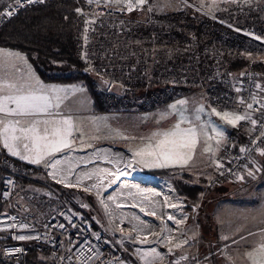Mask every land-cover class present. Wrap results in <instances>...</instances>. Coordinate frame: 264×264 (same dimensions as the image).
<instances>
[{
    "label": "rangeland",
    "instance_id": "1",
    "mask_svg": "<svg viewBox=\"0 0 264 264\" xmlns=\"http://www.w3.org/2000/svg\"><path fill=\"white\" fill-rule=\"evenodd\" d=\"M8 1L10 0H2L0 9ZM208 1L195 0L190 6L198 15L206 16L224 25L226 30L223 31L220 39L209 45V54L215 56L218 63L207 67L208 70H205V73L196 72L190 65L175 70L169 69L166 64L172 59L171 50L175 47H171L169 37L167 38L163 32L153 31L144 43H136L128 39L132 28L153 27V21H157L159 17H171L182 11L183 0H147L148 4L142 7V10H139L141 7H137L125 15L108 19H98L90 14L79 12L80 56L85 62L86 71L96 80L99 90L105 96L114 97L122 104L119 105V111L101 113L93 109L88 93L86 110H82L77 116L69 111L62 114L65 118H75L78 122L81 121V125H73V130L77 129V133H74L72 137L75 143L69 148L46 156L40 164L29 163L22 159L16 160L5 149L11 160L31 166L32 173L34 170L40 171L32 176L39 182V185L29 184L26 187L21 185L16 187L15 204L29 206L28 215L39 223L57 214L66 206L73 207L84 215L90 214L91 220L99 229L119 239L117 247L122 254L121 264H233L236 262L242 251L241 244L232 247L222 246L220 244L224 240L217 238L238 237L248 230L242 228L244 223L241 224L242 229L239 228L240 221L233 223L235 228L233 230H231V224L228 226L224 224L226 210L223 203V190L212 191L207 187L221 165L223 149L228 146L227 141L224 144L222 137L221 140L217 139L212 128L219 124L230 135L234 133L235 128L230 129L224 126L220 117L215 116L214 113L212 121L215 123H209L208 115L212 108L218 107V110L222 111L226 108L212 100L209 85L213 80L226 77L224 64L237 55L251 63L264 65V10L262 12L253 11L256 5L264 9V0ZM215 1L221 5L213 3ZM101 2L121 9L127 0H122L120 4L109 3L108 0H101ZM132 3L135 4L136 0H132ZM218 18L220 20H217ZM85 29H87L86 32ZM170 37L171 41L178 43L177 38L173 35ZM242 72L231 74L230 77L234 78L235 82H239ZM33 77V74L28 75L26 71H23L19 62L8 63L5 60L0 63V81L2 82L9 81V84L30 86L32 89L56 87L50 84L34 83L35 78ZM260 79L264 91V75H260ZM156 82L170 87L182 84L190 88V91L183 95L178 94L172 101L149 110V102L144 100V97ZM76 87L67 89L70 92L66 90L68 95L63 97L66 103L56 99L57 93L50 94L53 97V104H58L53 108L54 112L70 107L68 97L71 95L72 98L80 95L82 103L84 102V88ZM167 93L170 95L171 92ZM180 100L186 103L179 105L177 102ZM159 101L161 102L160 99ZM174 104L176 105L175 110L172 108ZM146 108L149 109L145 110ZM201 108L204 109L203 112L200 111ZM229 108L234 111L236 109ZM9 119L12 118L9 117ZM177 123H180L183 129L195 127L198 133V143L192 158L184 165L193 166L195 168L193 175H199L204 179L201 183L204 189L203 205L194 206L192 210H187V204L177 195L171 181L186 176L184 173L187 172L186 168L178 166V169L183 171L175 172L170 179L161 178L153 172L163 168H147L142 164H137L138 158L134 155L147 142V137L156 132L168 131ZM250 130L246 126L242 127L240 136L246 140ZM209 145L210 150L204 151ZM67 156L77 157V159L72 158L70 163L75 168L71 171L68 169L69 173L64 169L63 171L73 178L81 176L82 183H62L52 177L51 166L57 160ZM85 156L91 158L84 165L80 159ZM130 164L132 166H129ZM14 168H7L11 170L12 175ZM138 172L142 176H150L170 183L182 202L181 213L186 217L182 237L187 242L179 248L172 247V252L159 246L154 240L155 236L150 233L157 232L159 237L164 234V231L156 229L154 221L156 217L151 215L153 211H156L155 206L162 202L164 207L159 209L160 212L165 211L171 214L173 211L166 207L163 195L161 197V193L153 185L136 176ZM244 173L245 170L241 175ZM241 175L238 179L221 185L223 189L234 188L233 197L237 199L233 203L238 212L240 208L242 210L246 208L244 204H240L238 196L235 195L241 190ZM115 179L117 183L114 188L108 189V185ZM52 184L60 187L63 192L74 190V194L71 195L72 203H65L59 195L62 191L56 190ZM65 184L70 186L66 187ZM100 189L105 191L101 197L98 194ZM242 191L245 193V190ZM81 193L92 198L93 206L87 203ZM104 204L109 206V210ZM162 204L159 206L161 207ZM241 216L238 214L236 218ZM211 235L216 237L210 238V243L215 244L213 246L209 245V241L206 240V237ZM145 236H147L148 243H141ZM260 236L261 234L255 238ZM112 238L116 242V239ZM152 249H155V252ZM45 252L48 256L46 250ZM165 256H168L167 261L164 260ZM48 259L50 260L49 256ZM2 260L8 263L5 259L2 258ZM239 260L237 263L241 264Z\"/></svg>",
    "mask_w": 264,
    "mask_h": 264
},
{
    "label": "trees",
    "instance_id": "2",
    "mask_svg": "<svg viewBox=\"0 0 264 264\" xmlns=\"http://www.w3.org/2000/svg\"><path fill=\"white\" fill-rule=\"evenodd\" d=\"M1 2L2 0H0ZM193 3L194 0H183L182 11L171 17H159L157 21H153V27L132 28L128 34V39L136 43H144L153 31L155 33L163 32L167 35V38L169 37L168 40L169 44L172 45L171 47H175L171 50L172 59L166 64L169 69L175 70L190 65L196 72L208 70L207 67L218 63L217 58L209 54V45L220 39L226 29L224 25L217 21L195 13L190 6ZM80 7L81 5L71 0H50L45 4L21 11L16 18L9 20L0 28V48L22 53L44 83L85 87L95 111L101 113L119 111V105L122 102L117 101L114 97L108 98L99 90L96 80L86 71L85 62L80 56V11H77L78 9L80 10ZM217 20L220 19L218 18ZM170 35L177 38L179 40L178 43L171 41L172 36L170 37ZM224 66L226 77L213 80L210 85H222L226 83L231 74L240 73L245 69H252L260 75H264L263 64L251 63L239 55L232 60L226 61ZM150 90L147 96L144 97V100L146 99L149 102L150 109L146 108L145 110H151L166 102H170L178 94L183 95L190 91V88L182 84L170 87L156 82L151 86ZM210 91L212 100L216 104L221 105L213 98L215 91ZM167 92H171L170 95ZM165 96L168 97L164 98ZM127 99H129V96H127ZM144 103L146 105V102ZM233 132L236 133L237 130ZM14 164L13 175L17 179V186L39 185V182L32 177L33 174L39 173V170V172L34 170L32 173L31 166L17 161H14ZM177 171L179 170L159 169L154 171L153 174L161 178L170 179ZM10 172L11 170L0 164V213L5 210V206L1 201L3 180L5 175ZM171 181L177 195L184 199L187 204V210H192L194 206L203 205L204 189L202 186L192 184L188 181L187 176L172 179ZM52 186L56 190L62 191L59 195L65 203H72L71 195L74 194V190H66V193L57 185L52 184ZM221 187L210 190H223ZM81 195L85 197L90 206H93L90 196H86L84 193H81ZM85 216L91 219L90 214H85ZM0 264L10 263H5L0 254ZM27 264L53 263L48 259L44 249L33 247L28 256Z\"/></svg>",
    "mask_w": 264,
    "mask_h": 264
},
{
    "label": "built area",
    "instance_id": "3",
    "mask_svg": "<svg viewBox=\"0 0 264 264\" xmlns=\"http://www.w3.org/2000/svg\"><path fill=\"white\" fill-rule=\"evenodd\" d=\"M44 0L27 4H17L15 0L6 2L0 11V28L9 20L16 18L19 13L28 8L45 4ZM79 5L80 12L90 14L98 19L119 17L128 13L114 6L89 3L88 0H71ZM144 4L142 7H145ZM142 7L139 10H142ZM264 9L254 6V12ZM11 12V15L8 13ZM215 91L213 98L217 103L226 107H234L246 119L251 130L245 142L240 145H228L222 151V162L215 177L208 183L209 189L221 186L241 175L246 166L264 149V91L261 86L260 74L252 69L244 70L240 74L239 82L230 77L226 83L210 85ZM243 100V103L241 101ZM251 103L252 108L247 105ZM255 121V123H252ZM241 149H245L241 151ZM0 164L7 168H14L0 139ZM17 179L11 173L5 175L2 186L1 201L5 210L0 213V254L10 264H27L28 256L33 247L47 251L54 264H121L122 254L113 238L99 229L94 222L82 212L73 207H63L57 214L47 218L44 222H36L28 215L30 207L15 204L14 196ZM13 217L15 219H13ZM26 225V227H24ZM63 225V227H61ZM25 235L39 237V239L18 240L17 236Z\"/></svg>",
    "mask_w": 264,
    "mask_h": 264
},
{
    "label": "snow or ice",
    "instance_id": "4",
    "mask_svg": "<svg viewBox=\"0 0 264 264\" xmlns=\"http://www.w3.org/2000/svg\"><path fill=\"white\" fill-rule=\"evenodd\" d=\"M17 4L27 3L31 4L36 0H15ZM43 3L44 0H39ZM88 2L99 4V0H88ZM109 3L120 4L122 0H108ZM147 3V0H136L133 4L132 0H127V3L120 10L133 11L137 7H142ZM151 9L149 8V11ZM81 11V10H77ZM12 13L9 12L8 15ZM87 29H85V32ZM86 39V37H85ZM259 39V38H258ZM7 58H15L24 60L18 52H12L5 49H0V63ZM59 91H66L56 88H39L32 89L30 86H17L15 84H8L0 82V139L3 141V145L7 148L12 155L18 156L22 160H27L29 163L40 164L46 156L60 152L65 148H69L73 142L70 138L73 135V122L70 118H65L61 113L53 111V108L57 105L53 104V97L51 93H57ZM179 105H184L186 101L180 100L177 102ZM243 103V100L241 101ZM248 108H252V104L247 105ZM173 110L176 109V105H172ZM204 111L203 108L200 109ZM220 117L221 120L226 121L227 124L236 126L238 122L250 119L246 114H236L231 112L216 111L212 108L208 115L209 123H215L212 121V114ZM11 117L12 119H9ZM59 117V118H58ZM27 118V119H25ZM183 123V121H181ZM255 123V121H252ZM212 131L217 136H223L224 129L221 125L217 124L212 128ZM207 136V133H205ZM198 133L195 127L183 129L180 123H177L173 128L164 132H156L146 138V143L139 148L134 155L138 158L136 163L142 164L147 168H167L173 166H184L192 158V154L195 151V146L198 143ZM211 139V137H207ZM219 144V140H217ZM211 146L205 147L204 151H209ZM28 153V155H21V151ZM245 149H241L244 151ZM261 155H264V149L260 150ZM129 166H132L131 164ZM249 176H253V173L249 171ZM243 179V177H240ZM61 182V181H58ZM66 187L70 186L65 184ZM74 186V185H73ZM170 207H176L175 204L169 205ZM143 211V209H141ZM151 215L155 216L156 212H152ZM163 219V216L160 217ZM13 219H15L13 217ZM168 220H172L173 216L169 215ZM176 224L183 223V218L175 222ZM26 227V225H24ZM63 227V225H61ZM173 229L172 231H175ZM150 235L156 236L157 244L165 243L170 245L173 240L171 234H166L163 239H160L157 232H151ZM39 239V237H31L20 235L17 236L18 240L27 239ZM186 240H181L175 244L176 248L181 247L186 243ZM141 243H148L147 236ZM169 252H172V248L169 247ZM139 251V249H137ZM155 252V249H152ZM246 258L251 261V264H264V234L260 236V242L253 246L251 251L245 253Z\"/></svg>",
    "mask_w": 264,
    "mask_h": 264
},
{
    "label": "crops",
    "instance_id": "5",
    "mask_svg": "<svg viewBox=\"0 0 264 264\" xmlns=\"http://www.w3.org/2000/svg\"><path fill=\"white\" fill-rule=\"evenodd\" d=\"M194 2H195V0H194ZM208 2H210V0ZM213 3H218V1H215ZM229 3L232 4L233 2H229ZM219 5H221V4H219ZM0 49H5L8 51H12V52H18V51L6 49V48H0ZM18 53H20V52H18ZM20 54L22 57L25 58L24 60L15 59V58H7L6 60L8 61V63L11 61L19 62L21 64L23 71H26L28 73V75L33 74V76H34L33 78H35L34 83H38V84L41 83V84L49 85V83H44L40 79V77L37 75L34 68L30 64V62L27 60V58L22 53H20ZM0 82H2V81H0ZM4 83L9 84V81H5ZM50 85L56 86L55 87L56 89H63V90H67V89L76 87V85H60V84H50ZM64 86H74V87H64ZM81 87L82 86H77L76 88H81ZM82 88H84V98H83L84 102L83 103H82V99H81L80 95L75 96L74 98H72V95H71V97H68L70 107L64 108V109H59L58 111L56 110V112H61V114H63V112L69 111L74 116H77V114L82 112V110H86L88 91L85 87H82ZM67 91L70 92V90H67ZM65 93H67V92L66 91L57 92L56 99H59V101H61V100L64 101L63 97L65 95H68V93L67 94H65ZM82 107H83V109H82ZM214 108L216 109V111L221 112V114H223V112H225V111L239 114L236 111V109L234 111L233 109H230L229 107H226L223 111L218 110V107H214ZM53 111H55V110H53ZM71 120H74V121H72L73 125H77V124L81 125V121L78 122L75 118L74 119L72 118ZM223 123H224V126H228L227 128H230V129L235 128L234 130H237V132L232 133V135H230L226 131V133H223V136H217L215 133V136H217V139L221 140V137H222L224 144H225V141H227L226 145H233V144L237 145V146L242 145L245 142V139L240 136L241 128L246 126V128L248 130L251 129V126L247 124L246 119L238 122V124L236 126H232L230 124H227L226 121H223ZM74 133H77V129H76V131L73 130V134ZM225 134H226V136H225ZM72 137H73V135H72ZM72 137L70 139L73 141ZM227 137H228V139H227ZM74 143L75 142L73 141L71 144H74ZM5 149L10 154V156L12 158H14L16 160L17 159L21 160L18 156L12 155L11 152L7 148H5ZM23 153L28 154L22 150L21 155H24ZM17 162H19V161H17ZM182 167L184 169L186 168L185 171H187V172H184V173L186 174L189 182H191L194 185H199V186L202 185L201 183L204 181V179L202 177H199V175H193L192 172L195 171V168L193 166H182ZM163 169H178V166L167 167V168H163ZM178 170H181V169H178ZM181 171H183V170H181ZM249 171H251L253 173V176L248 175ZM241 176L243 177V179H240V186H241L240 189L241 190L238 194L235 193V195L238 196V199L240 200L239 201L240 204H244L246 206V208L243 210H242V208H240V210L238 212L235 204L233 203L237 199V198L233 197L234 194L232 192H233L234 188L233 189L232 188L223 189V194H224L223 203H224V207L226 210V214L224 215V217H225L224 224L226 226L231 224V230H233V229H235L233 227V225H234L233 223H235L236 221H240L241 223H240L239 228L240 229L246 228L248 231L245 234H242L241 236H238V237H231L230 239L229 238H217V239H223L224 240V242L220 244L222 246L232 247L234 245H237V244L240 245L241 244L240 245L242 247V251L240 252L241 254H240L239 258L236 260V262H233V264H235V263L238 264L237 261L239 259H241V260H239L241 264H251V261H249L246 258L245 253L248 251H251L253 246L257 245L260 242V237L255 238V236L263 234V232H264V155H261V154L257 155L246 166L245 173ZM242 190H245V193ZM238 214H240L242 216L240 218H236V216ZM243 223H244V226L242 225V228H241V224H243ZM210 238L214 239L216 237H214L212 235L209 237H206V240L209 241V245H212V246L215 245V244L210 243ZM252 238H255V239H252ZM233 260H234V258L232 259V261Z\"/></svg>",
    "mask_w": 264,
    "mask_h": 264
},
{
    "label": "bare ground",
    "instance_id": "6",
    "mask_svg": "<svg viewBox=\"0 0 264 264\" xmlns=\"http://www.w3.org/2000/svg\"><path fill=\"white\" fill-rule=\"evenodd\" d=\"M72 158L77 159V157L67 156V157H64L63 159L57 160L51 166L52 177L58 181H61L62 183H68V182H70L71 184L82 183L81 182V179H82L81 176H79L78 178H73V177H71L70 174H67L63 171V169H64V170L68 171V173H69L71 170H73V168H75L72 164H70ZM89 158H91V157L85 156V158H81L80 161L83 162V164L85 165L88 163L87 160H89ZM81 162H78V163L80 164ZM68 169H70V171ZM136 176L141 180L147 181L148 184L153 185L154 188H156L158 190V192L161 193V197L163 195V199H164V202L166 204V207H168L169 209H171L173 211V213H171V214H168L165 211L160 212V210L164 207L162 202L160 203V204H162V206L160 207L159 206L160 204L155 206L156 211H154V212H156V215H155L156 218H154L155 225L157 227L156 229L158 231H164V234L162 235V237H160V239H163V237L166 234H171L173 236V240H172V243L170 245L166 246L165 243H159L158 244L159 246H161V247L163 246L164 248H166V250L168 251L169 247L172 248L175 246L176 243H178L181 240H184L182 237V233H183V227L185 225L186 217L183 216L181 213L182 202L180 199H178V197L175 194L174 189L170 185V183L155 179V178L150 177V176H142L139 172L136 174ZM123 177H124V175H123ZM116 183H117L116 179L114 181L112 180V182L108 185V187H109L108 189H110V190L113 189L114 186L116 185ZM98 194L101 197L105 194V191H102L100 189ZM171 204H175L176 207H174V208L170 207L169 205H171ZM104 206L107 210H109V206H107V204H104ZM169 215L173 216L172 220L167 219V217ZM161 216H163V219L160 218ZM181 218H183V223L176 224L175 222L180 220ZM173 229H176V230L172 231ZM154 240H157L156 236L154 237ZM167 257L165 256V259H164L165 261H167Z\"/></svg>",
    "mask_w": 264,
    "mask_h": 264
}]
</instances>
